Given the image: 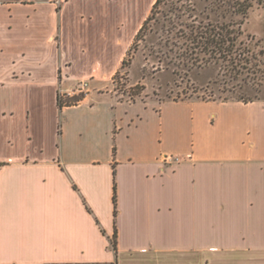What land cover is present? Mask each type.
I'll return each mask as SVG.
<instances>
[{
  "label": "crops",
  "instance_id": "1",
  "mask_svg": "<svg viewBox=\"0 0 264 264\" xmlns=\"http://www.w3.org/2000/svg\"><path fill=\"white\" fill-rule=\"evenodd\" d=\"M155 2L0 0V264H264V100L58 104Z\"/></svg>",
  "mask_w": 264,
  "mask_h": 264
},
{
  "label": "rangeland",
  "instance_id": "2",
  "mask_svg": "<svg viewBox=\"0 0 264 264\" xmlns=\"http://www.w3.org/2000/svg\"><path fill=\"white\" fill-rule=\"evenodd\" d=\"M230 20L242 23L243 38L262 62L258 69H244L237 74L223 61L193 63L186 53L191 52V43L183 35L186 24ZM150 24L144 36L130 44L124 56L129 64L122 67L123 59L108 80L92 84L89 80L90 92L128 100L155 96L264 100V6L256 4L244 17L224 11L221 0H163Z\"/></svg>",
  "mask_w": 264,
  "mask_h": 264
},
{
  "label": "trees",
  "instance_id": "3",
  "mask_svg": "<svg viewBox=\"0 0 264 264\" xmlns=\"http://www.w3.org/2000/svg\"><path fill=\"white\" fill-rule=\"evenodd\" d=\"M221 1L223 2L224 11L231 12L232 14H241L244 17L249 14L256 4L264 6V0ZM162 2L163 0H156L149 17L146 19L135 38L136 41L144 36V33L150 27L149 25H151V21L155 18L158 6ZM186 29L183 35L186 37V41L191 43V52L186 53L191 55L190 60L192 59L193 63L196 62L201 65L212 60L223 61L226 67L235 71L237 74L241 73L244 69L254 71L262 64L259 55L252 51L247 41L243 38L244 30L242 28V23L238 24L233 20L201 21L199 24H186ZM129 55L132 57L131 51ZM129 62V58H125L122 67L128 65ZM84 98V93L76 96H63L59 92L58 104L60 107L77 104ZM249 100L244 99V101ZM114 202H116V194L114 196ZM113 245L116 249L115 240L113 241Z\"/></svg>",
  "mask_w": 264,
  "mask_h": 264
},
{
  "label": "built area",
  "instance_id": "4",
  "mask_svg": "<svg viewBox=\"0 0 264 264\" xmlns=\"http://www.w3.org/2000/svg\"><path fill=\"white\" fill-rule=\"evenodd\" d=\"M90 88V81L89 80H84L79 83V85L76 88H73L68 91L60 90V93L63 96H73L76 93H86V91Z\"/></svg>",
  "mask_w": 264,
  "mask_h": 264
}]
</instances>
